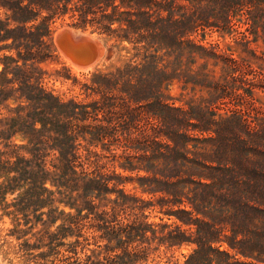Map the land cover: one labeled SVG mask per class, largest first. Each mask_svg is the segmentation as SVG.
I'll return each mask as SVG.
<instances>
[{
	"label": "trees",
	"instance_id": "16d2710c",
	"mask_svg": "<svg viewBox=\"0 0 264 264\" xmlns=\"http://www.w3.org/2000/svg\"><path fill=\"white\" fill-rule=\"evenodd\" d=\"M0 7L8 12L0 19V40L13 38L19 54L6 57L23 60L12 88L20 94L3 95L25 101L12 109L1 135L19 132L35 150L34 161L53 153L48 174L77 205L95 209L96 198L107 199L133 179L118 168L144 171L137 178L143 190L163 194L161 209L196 229L187 235L177 226L166 234L145 223L137 201L124 193L110 209L95 211V218L132 259L149 253L157 238L185 235L197 244L186 264L214 261L217 253L226 256L217 264H264V48L249 47L264 41V0H0ZM67 15L75 27L132 43L125 47L132 53L126 63L92 77H102L94 83L103 91L124 94H102L92 104L64 101L30 74L43 50L51 51L44 44L50 23ZM39 17L42 24L29 30L27 23ZM11 22L20 25L10 28ZM207 28L232 34L246 54L192 37L205 36ZM175 82L191 94L180 105L166 93ZM100 111L104 118H93ZM108 137L121 138L123 147L97 149ZM175 205L185 206L173 210ZM121 206L130 208L123 222ZM223 244L234 253L221 250Z\"/></svg>",
	"mask_w": 264,
	"mask_h": 264
},
{
	"label": "rangeland",
	"instance_id": "374dc122",
	"mask_svg": "<svg viewBox=\"0 0 264 264\" xmlns=\"http://www.w3.org/2000/svg\"><path fill=\"white\" fill-rule=\"evenodd\" d=\"M7 13L0 7L1 20L6 19ZM71 22L72 19L67 15L50 23L44 44H50L51 51L43 50L46 55L42 54V59H36L35 70L30 74L41 76L42 86L64 101L92 104L91 102L99 100L102 94H124L121 91L115 93L103 91V87L100 88L96 83L104 82L102 77H92L96 73L113 71L126 63L132 53L125 47H132V43L125 40L115 42L107 34L93 31L92 27L82 29L73 26ZM41 24L42 18L39 17L27 23V26L29 30L36 31V27ZM19 25L11 22L9 27L14 28ZM64 28L71 29L75 36L86 34L96 39L102 48L99 59L88 66H81L65 55L57 45V38ZM17 33L20 34L21 30H17ZM202 34L192 37L206 45L219 43L225 48L231 45L236 55L246 54L243 51L246 47L238 46L232 34L227 33L222 36L215 28H207L205 36ZM257 46L264 48V41L262 39L258 42L253 41L249 47ZM6 56L14 59L19 57L18 49L13 45V38L0 40V130H7L10 127L11 118L14 115L12 109L20 103H25L22 99L14 98L20 94V91L12 90L18 87L15 77L19 74L20 68L17 65L22 68L23 60L14 62ZM28 63L30 65L33 62L30 60ZM201 63L202 60H198L194 67ZM5 68L7 72L2 74ZM25 78L24 75L22 81ZM118 88H121V85ZM22 89H24L23 86ZM187 91L189 89L183 90L181 85L175 82L166 93L175 97L176 103L180 105L190 98L191 94H186ZM182 92H184L183 95ZM3 94L16 95L5 99L6 96ZM259 94L264 98V93L259 92ZM87 109L93 110L91 105ZM93 116L98 119L104 118V113L100 111L98 115L93 114ZM114 118L117 117L114 116ZM98 119L94 122H98ZM119 120L123 127L126 126L123 118ZM115 121L114 119L113 122ZM40 125V123L37 124L38 127ZM98 143L97 149L100 151L105 149V153H109V148L113 151L120 150L124 145L121 138L112 137ZM32 152L35 150L19 132L13 135L8 131L3 135L0 133V185H3L0 188V256L6 264H186L195 252L197 244L191 239H186L188 237H183L185 235H180L172 241L157 238L150 244L149 253H142L141 257L132 259L125 255L115 240L110 238L109 230L103 221L95 218V211L110 209L115 201L120 200L122 194L126 193L133 201H137L134 204L138 205L145 223L152 224L159 230L163 229L166 234L171 228L177 226H180L187 235L194 231L195 225H186L176 216L170 217L161 209L158 202L163 194H153L143 190L137 178L145 175L144 171L130 172L118 168V173L133 179L120 183L114 191L106 194L107 199L96 198L95 204L98 207L94 209L88 205L74 204V199L66 194L69 192L58 178L48 174V170L53 168L51 166L53 153L34 161ZM110 157L112 158V155ZM9 178L12 180L7 181ZM184 206L175 205L173 210ZM129 211V207L118 208V218L121 222ZM148 233L151 234L150 231ZM163 234L161 233L160 236ZM220 249H228L234 253L227 244H223ZM238 257L239 261L244 263L253 261L251 258ZM225 259L226 256L217 253L214 261L205 259L200 264H217Z\"/></svg>",
	"mask_w": 264,
	"mask_h": 264
},
{
	"label": "water",
	"instance_id": "95a60500",
	"mask_svg": "<svg viewBox=\"0 0 264 264\" xmlns=\"http://www.w3.org/2000/svg\"><path fill=\"white\" fill-rule=\"evenodd\" d=\"M60 50L76 64L88 66L95 63L102 52L101 45L88 35L74 36L71 29L64 28L57 38Z\"/></svg>",
	"mask_w": 264,
	"mask_h": 264
},
{
	"label": "bare ground",
	"instance_id": "6f19581e",
	"mask_svg": "<svg viewBox=\"0 0 264 264\" xmlns=\"http://www.w3.org/2000/svg\"><path fill=\"white\" fill-rule=\"evenodd\" d=\"M74 35V34H73ZM86 35V34H85ZM75 36V35H74ZM59 38V37H58ZM89 68V67H88ZM0 264H6L5 261L2 259V257L0 256Z\"/></svg>",
	"mask_w": 264,
	"mask_h": 264
}]
</instances>
